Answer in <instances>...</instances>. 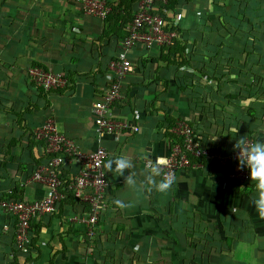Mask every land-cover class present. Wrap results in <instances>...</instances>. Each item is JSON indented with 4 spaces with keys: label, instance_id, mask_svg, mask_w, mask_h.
Instances as JSON below:
<instances>
[{
    "label": "crops",
    "instance_id": "0c3cea01",
    "mask_svg": "<svg viewBox=\"0 0 264 264\" xmlns=\"http://www.w3.org/2000/svg\"><path fill=\"white\" fill-rule=\"evenodd\" d=\"M101 1L111 7L103 20L84 15L76 0H0V202L45 195V187L30 180L44 159L43 146L31 131L47 119L82 152L104 148V165L121 155L133 164L121 176L103 165L107 209L91 240L77 222L86 207L64 198L55 213L31 223L33 244L19 253L14 222L0 207V264H264V216L251 202L254 182L231 178L237 163L203 162L200 171L177 173L163 192L145 181V163L169 153L167 127L174 121L200 123L221 147L235 146L246 133L253 142L264 140V113L253 118L246 108L235 111L229 99H223V108L208 110L192 95L198 86L215 101L217 84L211 75L220 71V24H235L220 14L219 6L238 0H174L165 9L166 32L185 42L183 60L159 48L130 49L133 69L122 81V98L112 106V115L136 130L98 141L91 105L111 84L107 66L129 23L127 15L112 10L118 0ZM256 3L250 0L249 6L260 13L253 16L259 23L264 8L253 7ZM135 9L131 3L130 16ZM36 65L63 74L65 87L47 94L34 88L27 69ZM79 170L71 161L61 175L72 179ZM127 172L137 179L136 189L123 184ZM117 199L130 206L118 208Z\"/></svg>",
    "mask_w": 264,
    "mask_h": 264
},
{
    "label": "built area",
    "instance_id": "2783aa9c",
    "mask_svg": "<svg viewBox=\"0 0 264 264\" xmlns=\"http://www.w3.org/2000/svg\"><path fill=\"white\" fill-rule=\"evenodd\" d=\"M84 15L100 20L111 13V7L101 0H76ZM168 0H137L136 9L126 27V36L121 41L114 59L108 63L112 74L109 87L100 99L91 105L94 131L98 141L106 136L117 134L124 130L135 131L127 123L118 121L112 115V106L122 98L121 84L125 76L132 71L128 60V51L138 45L150 49L172 45L174 34L165 30V20L160 14V5ZM164 11V10H163ZM28 82L45 94L64 88L66 78L63 74L55 73L40 66L27 69ZM168 132L176 138L170 141L169 153L165 158L154 163L160 169L162 179L171 177L184 170L200 171L202 163L199 159H208V163L219 166L228 160L237 163L231 172V178L239 182H247V170L238 164V151L235 148L228 156L211 153L202 145L198 136L189 123L177 120ZM36 142L43 146L44 159L33 170L30 180L45 187V195L36 200H6L0 202L2 211L15 221L14 242L21 253L28 251L30 244V222L44 215L57 211L59 202L64 199L61 187L63 185L61 172L64 166L75 161L80 165L77 175L69 179V190L74 199L86 207V213L77 219L84 229V237L91 240L99 233V221L107 209L106 194L109 183L105 179L103 165L107 153L102 147H97L89 153L82 152L78 146L63 133L56 129L53 119H47L31 131ZM251 141H245V145ZM150 163H145L148 167ZM65 190V189H63Z\"/></svg>",
    "mask_w": 264,
    "mask_h": 264
},
{
    "label": "trees",
    "instance_id": "16d2710c",
    "mask_svg": "<svg viewBox=\"0 0 264 264\" xmlns=\"http://www.w3.org/2000/svg\"><path fill=\"white\" fill-rule=\"evenodd\" d=\"M173 1L174 0H168V2L165 5L159 6V8L162 9L160 14L163 16V18H164L165 9ZM249 1L250 0H240V1L238 0V1H233L229 4H228V2H226L227 4H223L222 6H219V7H221V8H219V11H220V14L222 16H227V17L231 18L233 21H235L234 25H236L237 22L239 21L240 25H243V27H244V32H245L246 36L244 39V44H243L244 48H243L241 55H243L245 61H247V63L249 64L248 66L246 65V67L244 68V69H246V72H249L250 70H252V67H251L252 63L258 64V62H261L264 59V48L262 47V44H259L258 42L253 40L254 37L251 35V32H250L252 29L251 28L252 25L255 23L253 13H255L256 10H253L250 8ZM134 2L136 3L137 0H118V3L116 4V6L112 10L116 13L122 12L123 13L122 16L127 15L124 17V18L129 17L126 20V23L130 22L132 15L130 16V11H128V10H129L130 4L134 3ZM258 3L260 4L259 5L260 7L264 8V2H259V0H258ZM225 24H220V25H225ZM224 27L225 28H222L223 31L226 30L227 26H224ZM228 29L229 30L231 29L230 24H228ZM174 32H175V34H177L179 32V29H177V28L174 29ZM125 36H126V34H125ZM125 36H124V38H125ZM229 38L233 39L236 37H235V35H233L231 38V35L229 34L228 39ZM154 48H156V47H152V49H154ZM159 49L160 50L161 49L167 50V51L172 52V53L174 52L177 55H179V57L182 58V60H183L184 50H185V42L184 41L180 42V41H177L175 38H173L172 45L166 46V47L165 46L160 47ZM224 55H227L228 59L233 56V55H231L230 52H226V53H224ZM262 63L263 62H261L260 64H262ZM218 66H220V65H218ZM219 68H220L219 72H215L211 75L212 79L215 80L216 84H217V87L214 88V90L216 92L215 101H212V102L210 101L209 96H208V94H209L208 91H205L204 89H202L198 86H195L192 90V95L196 98L202 99V101L196 102L197 105L210 110V108H213L214 105H218L220 107L226 106L223 102V99H229V100H233L232 102L230 101V105L232 108H235V111H239L240 109L246 108V114H250L249 116H251L253 118H257V116H258L257 114L259 112L263 113V111L261 109L257 110L254 108V106H253L254 103L251 100V98L249 97V90H250L249 87H251V86L250 85L248 86L247 81H244L243 85H247L244 87V86L240 85V82H238V80L235 81V79H233L231 77L232 74H234V72H236L237 69L229 67V66H225L223 64H221V66ZM260 68H263V66ZM192 79H193V77H192ZM245 80H247V78H245ZM194 81H197V80H194ZM221 98H222V100L220 101L219 99H221ZM209 103H211V104H209ZM225 113L231 115V112H229V111H226ZM221 118H223L222 123L224 124L226 118L224 116H221ZM174 123H175V121L167 127V136L171 142L174 139L176 140V138L173 137L168 132V130L170 127H172L174 125ZM189 124L192 127V129L194 130V132L198 136H200L203 147L205 149H207L209 152L219 154L222 156H228L231 153V151H233L235 149V146H232V145H230V147H231V148L229 147L230 149L225 147V146L221 147V145L218 144L216 139L211 137L213 135H210V133L207 132L205 130L204 126H202L200 123L199 124L189 123ZM226 125L227 124L225 123V127H226ZM242 137L249 139L250 141L252 139V137H250V134H248V133H246ZM170 146H171V144H170ZM197 161L201 162V163H203V162L208 163V159H204V158L196 160V162ZM33 170H32V172H33ZM61 179L63 182L61 190L63 191L62 193H64V198L76 201L74 199L72 193L69 190H67V188L69 186V179H65L63 177V175H61ZM239 183H244V182H239ZM63 189H65V190H63ZM10 219L13 220L12 218H10ZM33 221L34 220H32L30 222V230H31V223ZM13 222H14V226H15V221L13 220ZM33 238L34 237L32 236V234L30 232V244L28 246V251L33 244V241H34ZM14 244H15V242H14ZM17 251L19 253H21L19 250H17Z\"/></svg>",
    "mask_w": 264,
    "mask_h": 264
},
{
    "label": "clouds",
    "instance_id": "9594fccd",
    "mask_svg": "<svg viewBox=\"0 0 264 264\" xmlns=\"http://www.w3.org/2000/svg\"><path fill=\"white\" fill-rule=\"evenodd\" d=\"M235 148L238 151L239 166L247 170L248 180L254 182L256 194L252 198V205L260 216H264V140H256L245 145L244 137H241L236 140ZM104 167L107 172H115L116 176H121L126 170L131 169L133 164L127 156L121 155L110 159ZM159 175V167L155 163H150L146 169L145 181L153 185L156 190L163 192L171 185L172 178L156 180ZM123 184L131 189L138 187L137 179L129 172L124 177ZM114 203L118 208L130 206L119 199Z\"/></svg>",
    "mask_w": 264,
    "mask_h": 264
},
{
    "label": "rangeland",
    "instance_id": "374dc122",
    "mask_svg": "<svg viewBox=\"0 0 264 264\" xmlns=\"http://www.w3.org/2000/svg\"><path fill=\"white\" fill-rule=\"evenodd\" d=\"M259 6V3L253 4V7ZM258 11L253 13V16H256ZM264 14V11H263ZM226 30L223 31L222 28H225ZM221 30V38H220V44L218 45V50L220 51L219 58L217 59V65L223 64L225 66H229L232 68H236V72L232 74V78L238 80L240 82L241 86H247L243 85L244 81H247L248 86L251 87L249 90V97L253 101V106L255 109L259 110L261 109L264 113V59L258 62V64L252 63L251 67L252 70L249 72H246V65L249 64L247 61H245L242 51H243V44L245 39V32L243 25H240V22L238 21L236 25H231V29H228V23L225 25H220ZM235 28V29H234ZM251 35L254 37L253 40L258 42L259 44H262V47L264 48V20L261 22H255L251 27ZM229 34L231 35V38L233 35H235L236 38L228 39ZM229 42V43H228ZM230 52L231 55H233L231 58L228 59L227 55H224V53ZM263 68H260L262 67ZM247 78V80H245ZM250 104V103H249ZM249 139L244 138V141H248ZM251 142L252 139H251Z\"/></svg>",
    "mask_w": 264,
    "mask_h": 264
}]
</instances>
